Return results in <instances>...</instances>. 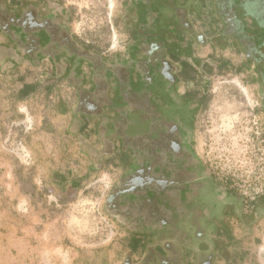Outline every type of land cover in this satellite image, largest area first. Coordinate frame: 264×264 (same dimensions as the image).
Here are the masks:
<instances>
[{
  "label": "flooded vegetation",
  "instance_id": "flooded-vegetation-1",
  "mask_svg": "<svg viewBox=\"0 0 264 264\" xmlns=\"http://www.w3.org/2000/svg\"><path fill=\"white\" fill-rule=\"evenodd\" d=\"M128 2V45L107 56L73 31L62 0H0V70L45 65L76 90L75 133L92 160L119 151L123 171L104 206L129 235L121 264H218L229 218L254 222L264 207L239 196L198 151L188 56L209 42L204 28L242 56L264 135V0H216L213 14L201 0Z\"/></svg>",
  "mask_w": 264,
  "mask_h": 264
},
{
  "label": "rangeland",
  "instance_id": "rangeland-1",
  "mask_svg": "<svg viewBox=\"0 0 264 264\" xmlns=\"http://www.w3.org/2000/svg\"><path fill=\"white\" fill-rule=\"evenodd\" d=\"M62 1L83 41L107 56L124 51L128 0ZM215 46L188 56L197 71L189 87L200 99L197 149L210 169L250 202V196L264 193L257 84L232 46ZM26 83L39 84L33 98L16 100ZM75 93L45 65L29 60L15 70H0V242L6 222L17 223L18 237H24L9 248L0 244V259L27 257L17 264H121L124 259L128 232L104 206L123 168L110 158L94 161L81 147L72 115ZM227 222L220 242L232 240L229 255L264 264V215L254 222L248 217Z\"/></svg>",
  "mask_w": 264,
  "mask_h": 264
},
{
  "label": "crops",
  "instance_id": "crops-1",
  "mask_svg": "<svg viewBox=\"0 0 264 264\" xmlns=\"http://www.w3.org/2000/svg\"><path fill=\"white\" fill-rule=\"evenodd\" d=\"M213 1H216V0H201L202 3L205 4L204 8H203V12L205 14H213V7L214 5L212 4ZM205 31V33L207 34L208 36V43H206L205 45L202 44L200 46H195V49L196 50H201L203 49L204 47H208L210 46L212 49L215 45V41L216 39L219 37V35L217 33H212V32H208L207 30H205V28L203 29ZM215 48L217 49H220L222 50V48H220L219 46L217 47V44L215 46ZM30 99L33 98V96H30L28 97ZM28 98H26L25 100H27ZM74 107L72 108V111H73ZM95 126L94 125H89L88 126V129H92L94 128ZM100 148V147H99ZM119 154V151H116V152H110V153H106L104 157L102 158H110L111 159V162H112V165H115V166H121L119 165V161H117V155ZM115 161V162H114ZM103 163V161H102ZM105 167V164H101V167L100 168H104ZM3 225V228H4V233L2 234V242H0V244H3L5 245V247L9 248V247H12L15 242H24V237H18V231L20 229V226L17 224V223H12V222H6L5 224H1ZM6 240V241H5ZM231 245H232V240L231 241H228L226 240L225 242V249L226 250V257H223V259H221L222 261L218 262V264H249L250 261L252 260H244V257H242V259L240 258V260L237 261V259H234V256H232V254L230 255H227L228 252L230 253L229 251V248L231 249ZM24 260L27 259V257H22ZM21 257H8L6 260H3V259H0V264H17V263H20V262H23ZM231 258V259H230ZM229 260V262H228ZM247 261V262H246ZM257 264V262H256Z\"/></svg>",
  "mask_w": 264,
  "mask_h": 264
},
{
  "label": "trees",
  "instance_id": "trees-1",
  "mask_svg": "<svg viewBox=\"0 0 264 264\" xmlns=\"http://www.w3.org/2000/svg\"><path fill=\"white\" fill-rule=\"evenodd\" d=\"M191 70L193 71L194 69L191 67ZM193 74H194V72L190 76H192ZM38 85H39L38 83H26V84H24L22 89L19 91V96L16 97V100L22 101V100H25L26 98L30 97L32 95L33 90H35ZM45 86H48V85H45ZM52 86H53V83H50L49 87L52 88ZM65 181L66 180H64V182ZM64 182H62V184H64ZM258 203L264 207V195H257L255 197V199L250 201V205L252 207L259 205Z\"/></svg>",
  "mask_w": 264,
  "mask_h": 264
},
{
  "label": "built area",
  "instance_id": "built-area-1",
  "mask_svg": "<svg viewBox=\"0 0 264 264\" xmlns=\"http://www.w3.org/2000/svg\"><path fill=\"white\" fill-rule=\"evenodd\" d=\"M257 195H264V193H263V191L261 190V193H258ZM257 195H256V196H257ZM248 196H249V195H248ZM256 196H250V197H251V199H255Z\"/></svg>",
  "mask_w": 264,
  "mask_h": 264
}]
</instances>
